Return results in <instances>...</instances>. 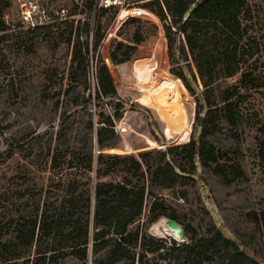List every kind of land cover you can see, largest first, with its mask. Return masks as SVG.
Listing matches in <instances>:
<instances>
[{"label":"rangeland","instance_id":"rangeland-1","mask_svg":"<svg viewBox=\"0 0 264 264\" xmlns=\"http://www.w3.org/2000/svg\"><path fill=\"white\" fill-rule=\"evenodd\" d=\"M44 1L67 6L70 18L33 31L20 23L13 0L0 5L5 26L0 27V241L23 224L38 221L44 210L57 222V238H64L69 228L63 201L67 180L75 176L77 192L93 189L94 179L88 177L93 172L84 167L85 151L93 157L99 152L118 157L145 153L150 164L167 163L172 172L164 167L163 176L147 175L150 193L135 226L164 239L169 247L189 241L192 233L206 235L219 228L264 263V228L253 219V214L264 212V86L239 101L243 118L227 125L219 110L221 93L237 83L238 74L206 83L199 77L191 57L181 50L182 36L165 9L171 0H124L117 13L100 14L103 35L95 50L91 31L97 15L77 5L84 0ZM250 3L264 58V0ZM86 39L90 53L84 81L72 56L77 41ZM125 54L129 58L117 62ZM101 64L108 66L117 91L97 100ZM262 68L264 75V63ZM198 98L205 102L201 112ZM207 110H212L213 122L199 128L195 114L204 116ZM107 117L113 134H107L105 146L99 148L96 133L109 126ZM196 138L212 147L214 159L188 158L187 144ZM110 170L109 176L117 180L126 172L122 162ZM154 199L175 212L184 241L168 234L167 216L148 221ZM88 226L91 238V215ZM50 240L7 246L0 261L18 256L19 264H84L72 254L36 259ZM104 255L105 250L98 251L86 264ZM184 256L165 249L148 255L150 264H183Z\"/></svg>","mask_w":264,"mask_h":264},{"label":"trees","instance_id":"trees-1","mask_svg":"<svg viewBox=\"0 0 264 264\" xmlns=\"http://www.w3.org/2000/svg\"><path fill=\"white\" fill-rule=\"evenodd\" d=\"M1 2L2 0L0 5ZM77 5H80L82 10L97 15L96 26L91 31V44L95 50L103 35L98 17L109 11L117 13V8H98L94 0L77 2ZM252 8L250 0H171L165 7L170 13L171 22L175 23L176 30L182 36L181 50L186 57H191L199 77L205 83L213 78L238 74L237 83L229 85L221 93L223 105L219 110L227 125H234L243 118L239 101L247 98L252 91L259 92L264 86L262 80L264 75L261 74L264 58L261 54L259 33L254 28L257 23L253 20L255 10ZM2 14L0 12V16ZM68 15H71L70 11ZM83 24L89 31L90 24L87 19ZM48 26L50 27L37 26L32 30H43ZM169 26L168 24V29ZM0 27H5L2 20ZM135 37L137 42H140V38L136 35ZM89 53V41L78 40L72 61L76 72L84 81L88 77ZM111 57L117 59L113 53ZM128 58L129 55L125 54L117 62ZM96 74L97 100L103 96H113L117 90L108 66L101 64ZM186 77L188 81L192 80L190 75ZM198 100L201 112L205 108V102L200 98ZM211 114L212 110H207L204 116L200 113L195 114L197 126L204 129L208 123L213 122ZM106 120L109 126H101L96 133L99 148L105 146L107 134H113L111 118L107 117ZM261 130H264V125ZM202 133L204 135L206 132ZM196 139L187 144L188 158L193 160L198 156L202 159H214L212 147L206 146L201 139ZM84 154L88 160L84 167L88 173L93 172V177L88 176L90 180L94 179L93 189L77 192L75 176L67 180L63 201L68 206L66 217L68 216L69 228L64 238H57V222L44 210L38 221L23 224L22 228H16L8 234V238L0 241L2 247L0 257L9 251L7 246L16 245L18 242L31 245L33 241L41 245L48 237L51 238L49 245L45 250L37 251L36 259L45 260L72 254L79 256L86 264L92 255L105 250L104 257L94 259L93 264H150L149 253H161L165 249L174 253L176 257H179L180 253H185L183 264H264L219 228L206 235L192 233L189 241L169 247L164 239L150 236L139 224L135 226L150 193L149 183L146 184L147 175H150V179L163 176L167 173V170L165 171L167 168L172 172L171 165L150 164L148 154L145 153L125 157L105 156L102 152L93 157L91 151H85ZM116 162L124 163L126 171L119 180L109 176L110 167ZM192 168L197 169L196 164H193ZM181 171L185 172L182 168ZM186 173L192 176V172ZM106 176L109 177L104 179ZM90 215L94 226L91 238L88 226ZM159 215L176 220L174 211L169 212L164 202L154 199L150 204L148 221ZM253 219L264 228V212L253 214ZM17 259L18 256L4 258L0 264H19Z\"/></svg>","mask_w":264,"mask_h":264},{"label":"built area","instance_id":"built-area-1","mask_svg":"<svg viewBox=\"0 0 264 264\" xmlns=\"http://www.w3.org/2000/svg\"><path fill=\"white\" fill-rule=\"evenodd\" d=\"M16 4L20 23L30 29L37 26L49 25L65 19H69L67 6L49 4L44 0H13ZM95 6L100 8H120L124 0H94ZM74 17V15H73Z\"/></svg>","mask_w":264,"mask_h":264},{"label":"water","instance_id":"water-1","mask_svg":"<svg viewBox=\"0 0 264 264\" xmlns=\"http://www.w3.org/2000/svg\"><path fill=\"white\" fill-rule=\"evenodd\" d=\"M164 224L168 230V234L174 239L179 241L185 240L184 228L175 219L166 218Z\"/></svg>","mask_w":264,"mask_h":264},{"label":"bare ground","instance_id":"bare-ground-1","mask_svg":"<svg viewBox=\"0 0 264 264\" xmlns=\"http://www.w3.org/2000/svg\"><path fill=\"white\" fill-rule=\"evenodd\" d=\"M163 224V223H162ZM158 232V231H157Z\"/></svg>","mask_w":264,"mask_h":264}]
</instances>
